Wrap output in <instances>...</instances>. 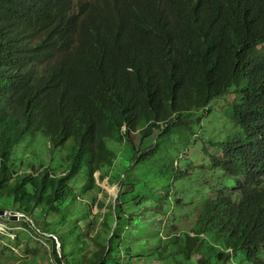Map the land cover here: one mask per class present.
<instances>
[{
	"label": "trees",
	"instance_id": "16d2710c",
	"mask_svg": "<svg viewBox=\"0 0 264 264\" xmlns=\"http://www.w3.org/2000/svg\"><path fill=\"white\" fill-rule=\"evenodd\" d=\"M227 94L233 135L193 169L175 143ZM97 177L123 193L95 214ZM0 210L60 264H264V0H0Z\"/></svg>",
	"mask_w": 264,
	"mask_h": 264
},
{
	"label": "rangeland",
	"instance_id": "374dc122",
	"mask_svg": "<svg viewBox=\"0 0 264 264\" xmlns=\"http://www.w3.org/2000/svg\"><path fill=\"white\" fill-rule=\"evenodd\" d=\"M235 90L236 88L233 87L230 92L233 93ZM230 99V94H227L212 103L211 113H207L205 115L204 131L202 132L201 137L189 138L192 143L191 147L186 149L180 140L175 143V146L179 150L181 161L188 160L187 165L191 166V168H196L198 163L209 162V156L206 154L205 150L210 148V141L223 142V140H225V136L234 132L233 125L230 122H227L225 114L229 108L231 101ZM134 140L136 142V146L142 149L152 144V141L141 143L138 136H135ZM20 149L25 150L26 147L23 146ZM43 150H45V148H43ZM44 159L47 162L51 160L49 153L46 154ZM39 162L41 163L40 157ZM118 164L120 170H122L123 167H128L132 164V158L129 150H126L119 157ZM97 182L102 187L103 192L98 195V201L93 203L90 207V209L93 210L95 214L101 212L100 209L102 204H104L102 212L105 213L107 211V205L111 201L118 199L120 194L123 193V190L119 185H112L108 180L100 182L97 177ZM211 182H213L212 178L209 177L205 182L200 180L199 182H195V184H212ZM206 196H212L211 191L208 189H201L200 193H198L197 196H194L196 197L194 200L197 201ZM169 214L170 215L167 219L157 221V226H162L163 229H167V224L170 220L173 218H182L186 216L185 212L179 211H176L172 214L170 212ZM12 217L14 216L10 214L6 215L5 217L0 216V264H21L22 262L29 260V256L34 250V252H40V261L36 264H60L55 254V247L53 243V239H55V237L45 232L43 225L35 226L30 222L28 217L22 214L16 215V220H13ZM184 220L185 219H183L180 224L184 225L185 228L181 227V225L180 227L188 230L192 227L193 221L188 222ZM152 221V218H150V220L138 219V222L141 225L148 227L150 226L149 230L153 226ZM153 234H163V230L155 231ZM150 264L157 263L154 262Z\"/></svg>",
	"mask_w": 264,
	"mask_h": 264
},
{
	"label": "water",
	"instance_id": "95a60500",
	"mask_svg": "<svg viewBox=\"0 0 264 264\" xmlns=\"http://www.w3.org/2000/svg\"><path fill=\"white\" fill-rule=\"evenodd\" d=\"M8 214L14 216V217H12V219H13V220H16L17 218H16L15 216L18 215L19 213L15 212V211L8 212V211H6V210H0V216L5 217V216L8 215ZM58 248H59V250H60V243H59V245H58Z\"/></svg>",
	"mask_w": 264,
	"mask_h": 264
}]
</instances>
